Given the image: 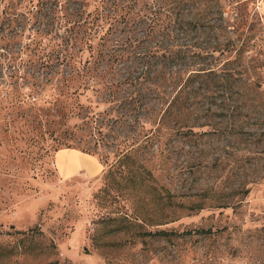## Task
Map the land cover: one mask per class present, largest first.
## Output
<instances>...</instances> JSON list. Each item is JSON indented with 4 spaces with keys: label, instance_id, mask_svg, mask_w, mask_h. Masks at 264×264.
Here are the masks:
<instances>
[{
    "label": "rangeland",
    "instance_id": "1",
    "mask_svg": "<svg viewBox=\"0 0 264 264\" xmlns=\"http://www.w3.org/2000/svg\"><path fill=\"white\" fill-rule=\"evenodd\" d=\"M186 45L219 47L203 61L216 76L185 90L200 134L147 142L183 109L162 48ZM64 148L91 153L84 174H59ZM0 250V264H264V0H0Z\"/></svg>",
    "mask_w": 264,
    "mask_h": 264
},
{
    "label": "trees",
    "instance_id": "2",
    "mask_svg": "<svg viewBox=\"0 0 264 264\" xmlns=\"http://www.w3.org/2000/svg\"><path fill=\"white\" fill-rule=\"evenodd\" d=\"M174 48L176 50H173L171 52H169V50L171 49L170 46L168 48H162L163 49V54L161 55L162 59L168 60L167 62H169L172 65L179 63V65L182 66L184 64V62H183L184 59L187 57V54H185V51L189 50L190 48H194L195 52L192 54L193 60L190 63H192V65H194L195 67H198V68L193 69V72L190 73L189 76H187V77L183 76V74L186 75V73L182 70L181 66L175 71V73H177L176 76L180 78V80L177 81V83H175V84L177 86L180 85V88L176 92V94H175V96H174V98L171 101L169 106H171L173 104V106H179V108H183V109L178 113L173 111L172 109L168 108L169 111H168V109H166V111L164 112V114L161 117V120H160L158 127L157 128H151L150 134L146 133L147 142L151 141L152 139H156V138L160 139V137H163L166 134V131H169L168 133H172L173 136H176V137L177 136H180L181 138L185 137L184 139H186V138L187 139H193L194 137H196L197 134H200V133L195 132L191 127H188L184 122L185 120H183L181 118V114L183 113V111H186V108H188V106H189L188 105V99H189L188 92H186L185 90L187 88H190V89H192V92L197 93L198 88L196 90V89L192 88V85L194 83L199 82L197 80L199 77L207 78L208 76H216L215 74L217 72L215 70H213V68L207 67L205 62H203V61L208 56H211L213 52L219 50V47L213 46L211 51H207L206 48H200V47L196 48L195 45H192V46L186 45V46H180V47L176 46ZM209 78L213 79V77H209ZM221 80H223V79H221ZM212 82H214V81H212ZM200 84L201 85H199V87L202 86L204 89V84L203 83H200ZM184 92H186V94L182 95ZM166 113L171 114V115L175 114L179 117L177 122H176V120L174 121L175 125L172 127V130H164V129H166L164 126L165 121H166V117H164V115ZM142 147H144V146H142ZM139 149L140 148H138L137 150H139ZM132 157H133L132 153L131 154L130 153L129 154L128 153L123 154L122 157L120 158L121 163L124 164L126 162H130V159H132ZM132 173H134V172H132ZM180 207H185V208L197 211V210L203 209L204 204H201V203L199 204V203L193 202V204L187 205V206L181 204ZM161 232L163 234L168 233L165 230H162ZM210 232H211V230L200 229V230H196L195 234L208 235ZM184 233H190L191 234L192 232L187 231ZM181 235H183V234H181ZM1 255L2 254H1V250H0V257H1Z\"/></svg>",
    "mask_w": 264,
    "mask_h": 264
},
{
    "label": "crops",
    "instance_id": "3",
    "mask_svg": "<svg viewBox=\"0 0 264 264\" xmlns=\"http://www.w3.org/2000/svg\"><path fill=\"white\" fill-rule=\"evenodd\" d=\"M90 154L91 153L79 150L77 148L60 149L55 154V162H56V157L60 156V162L59 163L56 162V166L59 174L65 179L70 178V176L75 173L76 175L84 174L85 169L83 167H79L80 164L78 162H75L74 160L82 159L86 157V155H90ZM96 161H98L95 162L97 168L94 169L93 173L101 174L105 166L100 160L96 159Z\"/></svg>",
    "mask_w": 264,
    "mask_h": 264
}]
</instances>
